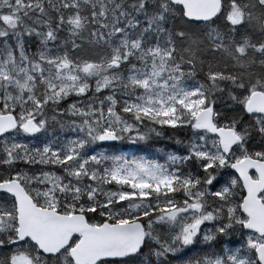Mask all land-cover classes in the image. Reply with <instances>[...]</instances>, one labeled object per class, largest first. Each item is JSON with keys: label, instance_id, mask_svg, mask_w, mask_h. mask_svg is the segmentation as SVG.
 I'll list each match as a JSON object with an SVG mask.
<instances>
[{"label": "snow or ice", "instance_id": "obj_1", "mask_svg": "<svg viewBox=\"0 0 264 264\" xmlns=\"http://www.w3.org/2000/svg\"><path fill=\"white\" fill-rule=\"evenodd\" d=\"M0 264H264V0H0Z\"/></svg>", "mask_w": 264, "mask_h": 264}]
</instances>
